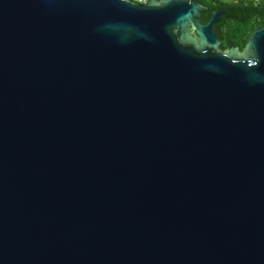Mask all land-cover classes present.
<instances>
[{
	"label": "water",
	"instance_id": "1",
	"mask_svg": "<svg viewBox=\"0 0 264 264\" xmlns=\"http://www.w3.org/2000/svg\"><path fill=\"white\" fill-rule=\"evenodd\" d=\"M197 0H0V264H264V25Z\"/></svg>",
	"mask_w": 264,
	"mask_h": 264
},
{
	"label": "trees",
	"instance_id": "2",
	"mask_svg": "<svg viewBox=\"0 0 264 264\" xmlns=\"http://www.w3.org/2000/svg\"><path fill=\"white\" fill-rule=\"evenodd\" d=\"M207 8L200 16V22L206 23L213 10H223L220 21L213 26L216 38L220 40L219 49L226 51L235 47L244 48L251 30L264 25V6L252 3L228 4L221 0H197Z\"/></svg>",
	"mask_w": 264,
	"mask_h": 264
},
{
	"label": "built area",
	"instance_id": "3",
	"mask_svg": "<svg viewBox=\"0 0 264 264\" xmlns=\"http://www.w3.org/2000/svg\"><path fill=\"white\" fill-rule=\"evenodd\" d=\"M130 3L137 4V5H146L151 0H126ZM252 3L254 5H263L264 6V0H233L232 4L235 3Z\"/></svg>",
	"mask_w": 264,
	"mask_h": 264
},
{
	"label": "rangeland",
	"instance_id": "4",
	"mask_svg": "<svg viewBox=\"0 0 264 264\" xmlns=\"http://www.w3.org/2000/svg\"><path fill=\"white\" fill-rule=\"evenodd\" d=\"M221 1L228 3V4H232V2H233V0H221Z\"/></svg>",
	"mask_w": 264,
	"mask_h": 264
},
{
	"label": "flooded vegetation",
	"instance_id": "5",
	"mask_svg": "<svg viewBox=\"0 0 264 264\" xmlns=\"http://www.w3.org/2000/svg\"><path fill=\"white\" fill-rule=\"evenodd\" d=\"M213 11H217V10H213ZM213 11H212V12H213ZM212 12H211V13H212ZM223 14H224V13H223ZM223 14H222V15H223ZM222 15H221V16H222ZM210 16H211V15H210ZM221 16H220V17H221ZM209 18H210V17H209ZM219 41H220V40H219ZM219 46H220V45H219ZM228 49H229V48H228ZM228 49H227V50H228Z\"/></svg>",
	"mask_w": 264,
	"mask_h": 264
}]
</instances>
